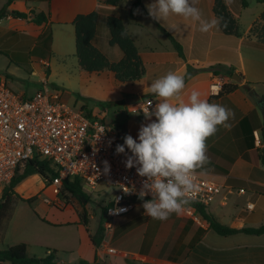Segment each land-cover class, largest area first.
<instances>
[{
	"label": "crops",
	"instance_id": "crops-1",
	"mask_svg": "<svg viewBox=\"0 0 264 264\" xmlns=\"http://www.w3.org/2000/svg\"><path fill=\"white\" fill-rule=\"evenodd\" d=\"M7 2L8 0H0V10ZM152 2L153 0H122L120 4L114 6L106 4L105 0H15L9 9L26 13L28 18H15L9 15L0 21V57L5 53L10 61L6 68H0V76H6L9 79L13 91L14 85L21 89V86L15 84L9 76L14 74L13 70H15L10 66L13 68H17L19 64L27 66L29 73L37 67L35 62L44 60L38 58L37 55L42 54L47 46L45 33H48L47 38L51 40V51L55 55L64 57L73 51L76 56V31L73 22L77 16L95 11L99 13V22L94 45L112 62H119L124 55L118 47L110 45L107 19L110 16L122 19L142 58L145 67L143 78L136 82L123 83L117 81L111 72L90 74L82 71L80 67H78V78L90 83L103 81L102 83L105 84L120 86L128 97H141V100L154 99L155 103H158L161 98L151 92L150 84L169 71L177 72L185 77L189 67H192L193 73L186 82L181 98L187 101L191 92L197 90L201 93L202 99L224 105L234 113V116L227 122L229 127L219 126L218 131L207 139L208 160L202 168L197 169L223 187L207 210L214 214L221 223L231 228L260 227L264 224V165L255 164L248 159V156L256 149H263V141L262 147H258L256 141L252 140V133L254 138L257 134L262 140L261 125L264 115L257 101L251 96V92H248L245 87L249 86L259 97L264 98V43L250 36L254 24L264 13V7L252 14V20L245 32L240 33L241 36L237 38L236 35L226 36L218 33L216 27L208 32H202L198 22L181 16L172 15L160 21L155 20L148 15L147 5ZM43 3L48 4L47 11L38 6ZM225 3L235 17L233 6L228 0H225ZM239 3V7L244 8L241 0ZM195 6L201 10L205 19H216L215 0H196ZM248 7L251 8L250 3ZM32 12L45 13L48 16V23L35 24L33 22L35 15ZM30 16L33 18L29 19ZM30 24L37 25L41 29L35 28L30 32ZM163 29L181 43L184 48V59L179 57L174 44ZM235 55H238L239 59V67L235 73L239 74L240 81H235L229 71L235 65L230 58L232 56L235 59ZM226 56L228 60H225ZM219 65L223 70L215 75L214 70H219ZM5 69L10 72L7 74L4 72ZM40 70L43 72L41 68ZM228 83L235 84L238 88L226 96L216 98L222 86ZM39 89L40 86L30 93L22 90L20 92L15 90V92L30 97ZM147 95L151 97L146 98ZM135 105L127 103L126 112H132L133 115L127 114L121 122L111 126L120 132L123 141L124 137L129 134L134 138L138 137L141 125L151 122L145 114L133 113L132 109ZM101 119L105 122V118ZM151 119L154 120L155 117ZM245 119H249V123L242 125ZM31 178L16 188L19 195L21 188ZM249 205L252 209H248ZM182 213L183 211L180 214H174L180 218ZM187 217L195 224L193 226L189 223L182 224V231L188 229V226L190 229H188V234H181L175 239L174 254L167 249L166 254L161 256L165 245L173 242L168 238L163 243L165 245L159 249L156 248L159 240L153 239L144 241L140 251L127 254L120 251V255H105L103 247L93 246L90 240V235L93 234L89 232V240L95 254L90 260L79 256L76 258V264H264V235L240 233L228 237L220 236L214 230L209 229L206 222L199 224L189 216ZM198 229L204 232L199 236L196 245L190 246ZM146 243H148L147 247ZM109 244L111 246V241ZM8 247H10L9 244H4L5 249ZM29 253L31 254V251ZM52 253L56 256V264H66L59 258L56 250L48 248L46 255ZM110 256H114V259L109 260ZM35 257L39 258V256ZM0 264L11 263L2 262Z\"/></svg>",
	"mask_w": 264,
	"mask_h": 264
},
{
	"label": "built area",
	"instance_id": "built-area-1",
	"mask_svg": "<svg viewBox=\"0 0 264 264\" xmlns=\"http://www.w3.org/2000/svg\"><path fill=\"white\" fill-rule=\"evenodd\" d=\"M35 63L37 67L30 71V76L39 78L40 89L33 96L16 93L9 79L0 76V194L17 172L36 158L51 162L56 169L57 176L50 185L58 197H62L64 182L75 178L81 180L83 191L90 195L100 184L117 189L115 198L109 202L105 222V240L109 241L101 247L105 255H120L119 250L109 246V232L118 217L131 213L138 203L143 204L138 194L146 178L138 175L136 167H126L127 156L131 155L127 148L125 153L117 154L116 146L124 143L120 132L96 116L89 117L85 109H76L63 101V92L49 80L50 62ZM155 105L154 99H147L136 104L132 111L146 114ZM255 141L262 147L257 134ZM105 161L110 166L107 172ZM194 179L196 190L188 194L189 203L183 213L201 224L203 220L195 204L208 207L223 187L198 170ZM151 198L149 194L144 199ZM55 205L65 206L60 199ZM115 208L127 210L115 213L112 211Z\"/></svg>",
	"mask_w": 264,
	"mask_h": 264
},
{
	"label": "rangeland",
	"instance_id": "rangeland-1",
	"mask_svg": "<svg viewBox=\"0 0 264 264\" xmlns=\"http://www.w3.org/2000/svg\"><path fill=\"white\" fill-rule=\"evenodd\" d=\"M228 2L233 6V13L239 20L241 34L245 32L252 20V14L264 7V4H259L255 0H248L251 8L239 7V0H228ZM38 6L46 11L48 9L47 3ZM35 28L41 29L37 25L30 24V32ZM38 33L40 34V32ZM47 37L48 33H45L44 38H46L45 44L47 45L45 51L37 56L44 60L50 59L49 80L61 87L63 101L76 109L85 108L97 118H105V124L108 127L121 122L127 114L132 113L126 112L127 99L131 97L126 95L124 89H121L120 86L102 83L103 81L90 83L80 80L75 52L72 51L64 57L55 55L51 51V40ZM31 44L32 42L30 46ZM62 48L64 50V47ZM4 54L0 57V68H6L10 62L8 55ZM10 68L15 69L13 70L14 74L9 75L10 78L15 84L21 86L19 89L14 85V91L22 90L30 93L40 86L39 78L30 76L27 66L19 64L17 68L12 66ZM4 72L8 74L10 70ZM89 92L93 94H87ZM145 100V98L142 99L140 103H144ZM130 105H135V103ZM116 192L117 189L100 184L97 191L91 194V202L87 205L90 219L87 228L82 222L83 208L78 201L73 198L68 200L65 197H58L54 194L53 187L42 176L36 175L20 190V195L23 198L36 197V200L33 203L17 200L12 213L0 224V250L5 249L4 244H9L11 247L24 243L28 247V252L31 251V254L29 253L31 256L45 258L47 249L51 248L56 250L59 258L66 264H76V258L79 256L90 260L94 256L95 250L89 240V232L95 234L104 216V208L115 198ZM57 199H60L65 206L55 205ZM179 217L177 218L172 213L166 220L153 219L146 215L142 204L138 203L131 213L116 219L113 231L109 232V237L112 239L111 246L110 244L109 246L127 254L140 251L144 241L153 239L159 240L156 244V248L159 249L170 238L173 242L167 243V245L171 247L174 245L175 239L180 237L182 226L188 223L185 219L189 218L185 213ZM108 241L109 239L106 243ZM147 245L148 243L145 246L147 247ZM110 259H114V256H110Z\"/></svg>",
	"mask_w": 264,
	"mask_h": 264
},
{
	"label": "clouds",
	"instance_id": "clouds-1",
	"mask_svg": "<svg viewBox=\"0 0 264 264\" xmlns=\"http://www.w3.org/2000/svg\"><path fill=\"white\" fill-rule=\"evenodd\" d=\"M195 3L196 0H153L147 5L148 15L158 21L181 16L198 22L202 32L216 27L218 19H205ZM185 87L184 75L174 71L155 79L150 90L161 99L145 114L151 122L141 125L138 137L126 135L124 143L116 146L117 154L125 153L126 148L131 153L126 167H136L138 175L146 178L138 195L145 213L153 219L166 220L188 205V194L196 190L195 171L208 160L207 139L219 126L229 127L227 122L234 116L226 106L202 99L197 90L184 101L181 96ZM104 164L107 172L110 166L107 161ZM149 194L152 198L145 200Z\"/></svg>",
	"mask_w": 264,
	"mask_h": 264
},
{
	"label": "trees",
	"instance_id": "trees-1",
	"mask_svg": "<svg viewBox=\"0 0 264 264\" xmlns=\"http://www.w3.org/2000/svg\"><path fill=\"white\" fill-rule=\"evenodd\" d=\"M14 1L15 0H8L7 4L0 10V21L9 15H12L15 18H28V14L26 13L9 9ZM121 2L122 0H105L106 4L114 6L120 4ZM256 2L264 3V0H256ZM248 5V0H242V6L244 8L248 7ZM214 12L216 14V19L219 21L215 28L218 33L226 36L236 35L237 38L241 36L238 21L228 9L225 0H215ZM32 13L35 15V18L33 19L35 24L44 25L48 23V16L45 13ZM98 20L99 13L98 11H95L90 14L77 16L73 22L76 31V57L78 59L80 69L90 74L111 72L114 74L117 81L123 83L136 82L142 79L145 75V67L138 52V48L136 47L134 40L129 35L123 20L115 16H110L107 19V28L109 29L111 37L110 45L117 46L124 55L123 59L119 62H112L104 53L94 46ZM164 31L174 44L179 57L184 59V48L181 43L171 33L166 30ZM250 36L256 37L260 40V42L264 43V13L254 24L250 31ZM230 59L231 62H234L235 64L231 70H229L231 73L230 75L233 76L236 74L235 72L239 67L238 55H235V59H233L232 56ZM225 60H228L227 56ZM219 68V70H214L215 75H218L220 73L219 71L223 70L221 65H219ZM192 73L193 69L192 67H189L188 73L185 76V82L188 81ZM237 88L238 86L232 83L224 84L216 98L226 96L235 91ZM245 89L248 92H252V89L249 86H246ZM145 97L148 98L151 97V95H147ZM85 110L88 113V116L91 117L92 113L87 109ZM247 123H249V119H245L241 124L245 125ZM261 135L263 149H256L255 151H252L249 153L248 159L252 160L255 164L262 163L264 165V121L261 125ZM252 140L255 141L253 133ZM212 149H210V151H212ZM34 175L42 176L48 184H51L53 179L57 176V171L51 162L41 160L39 158L29 161L24 168L20 169L11 184L5 187L0 194V224L12 213L17 200L26 201L28 203H33L34 200H36V197L23 198L16 192V188L18 186ZM61 196L67 198L68 200L73 198L78 201L83 208V213L81 215L82 222L87 227L90 223L87 205L91 202V195L83 191L81 180L79 178L66 180L63 184ZM110 205V203H107L104 208V216L101 219L95 234L90 235V240L95 248H100L105 240V222L107 221V210ZM195 209L201 215L202 220L208 224V228L214 230L220 236L228 237L240 233L257 236L264 235V224L257 228H231L221 223L214 214L207 210V207L195 204ZM185 220H187L190 226L195 224L190 219ZM190 226L187 228L190 229ZM188 229L182 231L181 234H188ZM203 232L204 230L198 229V232L192 239L190 246L196 245L199 241V236ZM165 246V250H163L161 256L166 254L167 249H169L171 254H174V245L169 247L166 244ZM2 262H10L11 264H56V256L53 253L45 258L30 256L27 251V246L24 243H21L0 250V263Z\"/></svg>",
	"mask_w": 264,
	"mask_h": 264
},
{
	"label": "water",
	"instance_id": "water-1",
	"mask_svg": "<svg viewBox=\"0 0 264 264\" xmlns=\"http://www.w3.org/2000/svg\"><path fill=\"white\" fill-rule=\"evenodd\" d=\"M33 17L30 16L29 19H32ZM233 79L235 81H240V76L237 75V74H234L233 75ZM251 96L257 101L258 105L260 106V109L264 115V98H261L259 97V95L255 92V91H252L251 92ZM141 101V97H134V98H129L127 99V103L128 104H132V103H138Z\"/></svg>",
	"mask_w": 264,
	"mask_h": 264
}]
</instances>
